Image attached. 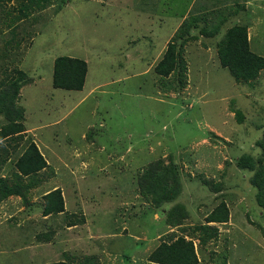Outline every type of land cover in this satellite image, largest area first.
<instances>
[{"label": "rangeland", "instance_id": "1", "mask_svg": "<svg viewBox=\"0 0 264 264\" xmlns=\"http://www.w3.org/2000/svg\"><path fill=\"white\" fill-rule=\"evenodd\" d=\"M234 1L214 2L227 22L211 42L206 32L218 22L199 26L194 34L212 52L200 42L186 45L187 88L174 73L173 93L157 85L160 78L146 64L191 0L9 2L10 15L29 7L22 25L29 49L7 44L13 37L0 33V84L20 67L43 77L24 89L20 104L27 126L38 129V145L54 174L46 172L29 205L19 196L1 204L0 264H81L90 257L99 264H152L149 255L172 234L194 241L199 264H264V210L251 182L254 172L237 164L244 157H264V71L255 81L237 82L218 57L220 42L236 24L249 26L251 51L264 57V0ZM131 38L141 41L128 44ZM70 55L88 58L89 82L98 86L79 105L75 91L53 88V60ZM15 161L0 169V179L9 181ZM155 162H175L180 175L181 193L159 208L139 184ZM55 187L63 191L67 211L44 217L43 192ZM218 207L227 209L229 220L209 224L218 237L202 245L194 228ZM71 221L78 225L68 228ZM50 230L51 242L40 243L37 235Z\"/></svg>", "mask_w": 264, "mask_h": 264}, {"label": "trees", "instance_id": "2", "mask_svg": "<svg viewBox=\"0 0 264 264\" xmlns=\"http://www.w3.org/2000/svg\"><path fill=\"white\" fill-rule=\"evenodd\" d=\"M12 1L0 0V7ZM239 1L235 0L234 2L239 4ZM220 19L217 27L224 26L228 18L223 12V14L220 13ZM196 22L197 18L193 17H189L183 22L155 70L162 77L177 73L181 76V88L183 86L185 88L187 85L185 75L188 70L183 51L189 42L198 38L193 33V26L196 25ZM248 30V25L240 24L229 28L218 48L221 66L227 68L237 82L249 83L255 81L264 71V57L251 51ZM216 33L218 34V32ZM206 36L211 37L212 33L206 32ZM87 73L88 64L85 60L60 56L54 63L53 88L66 91H82ZM12 75L8 78L9 80L3 83L4 85L0 90V117L5 119V123L0 125V169L9 161H13V157L16 161L9 181L0 179V205L11 196H19L26 205H29L30 193L35 186L40 185L39 176L49 168V165L38 145L32 140L26 139V111L18 105L22 89L33 84L34 79L17 69L13 71ZM24 143H27V145L19 154L18 150ZM155 164L156 168L149 170L147 180L139 177V184L142 193L148 195L156 208H159L181 193L180 175L179 167L175 162H172L169 166L162 165L161 162H155ZM237 164L243 170L254 172L251 182L258 189L257 202L259 207L264 210V157L258 160L244 157L238 160ZM42 211L44 217L59 216L66 213L65 198L60 188L49 191L43 197ZM175 213L173 210L170 211L173 216H175ZM74 215L77 214L73 213L72 216ZM228 220L229 212L227 209L216 208L206 218V224L197 225L194 228V231L200 232L202 235L200 236V243L206 245L218 237L217 227L209 224L227 223ZM170 222L177 225L171 220ZM77 225L78 222L71 221L68 227ZM54 234V230L42 232L37 235V239L40 243H50ZM148 262L152 264H199V257L193 240H187L184 236L176 237L172 234L149 255ZM47 264H76V262L62 260ZM81 264L99 263L96 261V257H90Z\"/></svg>", "mask_w": 264, "mask_h": 264}, {"label": "crops", "instance_id": "3", "mask_svg": "<svg viewBox=\"0 0 264 264\" xmlns=\"http://www.w3.org/2000/svg\"><path fill=\"white\" fill-rule=\"evenodd\" d=\"M97 1H99L100 4L105 5V1L106 0H97ZM214 2H215V4H217V0H191V2L189 3L188 10H186L183 13V15H182L180 21L178 22V24L165 37L164 41L161 43L160 48L158 50H156V47L154 46L155 51H158V52L155 55V57H153L152 61L151 62H148L146 64V66H148L152 70L154 69V71L156 70V65L162 59V57L164 56L165 52L167 51L168 46H169V43L172 42L173 37L175 36V34L177 33V31L179 30V28L182 26L183 22L187 18H189V17L197 18L196 25L193 26V28H194L193 33H195V34H196V31H198V29L200 28L199 26L202 23H204V24L205 23H208V24H212V25H214L216 23V21L219 23V21L221 20L220 19V14H219L218 10H214V5H215ZM8 7L9 8L11 7V5L9 3H5V4H3V6L0 7V33H3V34H7V33L9 34L10 33V35L13 37L11 40L7 41V44H9L11 41H15L14 42V47L15 48H19L20 49L21 46H22V47L26 48V51H28L29 46L23 45V42H26L27 41V39H26V33L27 32L26 31H23L22 25H24V23L26 21H28V18L30 17L29 16L30 14L28 13V8L29 7L28 6H24L22 9L19 10V13L17 15L16 14L13 15V13L10 15L11 12L7 11V8ZM150 7H152L151 9H153V10H150V13L155 14L154 10L156 8V5H152ZM216 13H218V15H216ZM145 14H148V18L150 19L149 13L147 12ZM162 16L163 15L156 16L155 17L156 18V21H158L159 23H161L162 22V19H161ZM151 18H152V15H151ZM134 24L135 25L136 24L138 25L139 23L137 21H135V20H132V21L129 22V25H131V27L133 28V30L136 29ZM1 28H3L4 31ZM220 28H222V26L221 27H217V29H214L213 31H209V33H212V36L211 37H207L206 36V38L210 39L209 41L211 42V40L213 38H216L215 37L217 35L216 32L219 33V30L218 29H220ZM147 35L148 34L144 35V37L145 38L146 37L149 38V36H147ZM249 40H251V39H249ZM140 41H141L140 39H135V38L133 39V38H131V39H128L126 42L128 44H130V43L135 44V43H139ZM32 42H33V40H32ZM191 42H200L202 44L201 47H202V49L204 51H206L207 53L212 52V49L210 48L211 47V44L209 43L207 46H205V44L203 43L204 41L202 40V38H197V40H194V41H191ZM191 42H189V43H191ZM9 48H11V46ZM135 54H138L137 57L140 56V53L139 52H136ZM27 55H28V53H27ZM6 57H7V55L5 56V54L2 53L1 58H4L5 59ZM26 57H28V56H26ZM26 57H25V59H26ZM68 57L76 58L75 56H72V55H70ZM57 58H55L53 60V72H54V63H55V60ZM84 60L88 64V73H87V76H86V81H85V85H84L83 90L82 91H75L78 94V96H79V99L77 100V103H78L77 105H79L85 99L90 98L92 96L94 90L98 87V86H94V87L91 86V83L89 82L90 81V77H89V74H90V64L88 62V58H85ZM45 63H46V61H45ZM138 64H139V62H138ZM3 66H5V64H3ZM15 69L21 70L24 73H26L27 75L31 76L28 73V71H26L22 67L15 68ZM15 69H13V71ZM13 71H12V73H13ZM147 71H148V68H147ZM12 73L11 74L10 73L9 74L6 73L7 75L2 80V82L0 84V88L3 87V85H4L3 83L5 81L9 80L8 78H10L12 76ZM155 74L160 78V79H158L157 85H159L161 83L162 84V88H163V86H165V87L169 88V90L172 89V85L173 84H172V80L171 79H172V76L173 75H170L168 77H162V76L158 75L156 73V71H155ZM32 78L34 79V83L35 84H30V85H35V86H37L38 84H40L42 82V80H43V77L41 75H37V78H35V77H32ZM167 83L169 84L168 86H167ZM30 85H28V86H30ZM26 87H24L22 89L21 95H20V97L18 99V104L20 106H22L20 104V102H21V99L23 98V95L22 94H23V91H24V89ZM186 88H187V86H186ZM58 90H60V89H58ZM172 90H171V92L173 93ZM67 92H73V91H67ZM26 121H27V119H25L26 139L31 138L32 141H34L36 143L38 141V138H37V135H36V132H37L38 129H36V128H29L27 126V124H26ZM211 132L214 135H217L218 134L217 132L215 133V131H211ZM205 141H207V140L205 139ZM36 144L38 145L39 143L37 142ZM38 147H39L40 151L43 153V155L45 156L46 151L44 152L39 145H38ZM45 158H46V156H45ZM59 161H61V159ZM47 162H48L49 168L46 171H43L40 174V176H39V179L41 180L40 184L43 182L42 180H43V177L46 175V172H49L50 170H52V172L54 174V168H53V166L50 164V162L48 160H47ZM66 168H68V167H66ZM71 174H72L73 177L75 176V174L73 173V168L71 169ZM76 175H78L77 172H76ZM54 189H57V187H55ZM54 189H52V190H54ZM52 190H46V191H44L43 192L44 193L43 196H45L49 191H52ZM65 205H66V201H65ZM66 211H67V209H66ZM68 228H70V227H68ZM25 249L28 250V247H26Z\"/></svg>", "mask_w": 264, "mask_h": 264}, {"label": "clouds", "instance_id": "4", "mask_svg": "<svg viewBox=\"0 0 264 264\" xmlns=\"http://www.w3.org/2000/svg\"><path fill=\"white\" fill-rule=\"evenodd\" d=\"M186 47V46H185ZM262 73V72H261Z\"/></svg>", "mask_w": 264, "mask_h": 264}]
</instances>
